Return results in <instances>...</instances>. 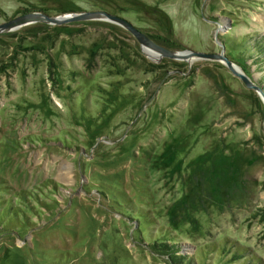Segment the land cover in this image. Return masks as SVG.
Masks as SVG:
<instances>
[{"label": "rangeland", "instance_id": "obj_1", "mask_svg": "<svg viewBox=\"0 0 264 264\" xmlns=\"http://www.w3.org/2000/svg\"><path fill=\"white\" fill-rule=\"evenodd\" d=\"M121 25L0 32V264H264V0H0Z\"/></svg>", "mask_w": 264, "mask_h": 264}, {"label": "water", "instance_id": "obj_2", "mask_svg": "<svg viewBox=\"0 0 264 264\" xmlns=\"http://www.w3.org/2000/svg\"><path fill=\"white\" fill-rule=\"evenodd\" d=\"M89 19H104L117 23L127 29L140 43L142 50L149 57L153 58L147 49L152 50L155 55L153 59L159 60L161 57H170L174 59H181L191 61L193 59H212L218 60L225 64L227 68L237 77H239L248 88H253L259 95L262 94L260 88L254 81L228 56L221 52H204L186 48L185 50H174L169 47L163 46L155 42L147 33L133 24L129 19L107 10H82V11H69L60 15H49L45 11H29L17 15L7 21L0 23V32L15 29L21 25L34 22L43 21L53 24H62L77 20ZM264 127V126H263Z\"/></svg>", "mask_w": 264, "mask_h": 264}, {"label": "bare ground", "instance_id": "obj_3", "mask_svg": "<svg viewBox=\"0 0 264 264\" xmlns=\"http://www.w3.org/2000/svg\"><path fill=\"white\" fill-rule=\"evenodd\" d=\"M147 51L150 53V55H151L153 58L155 57V55H154L155 52H153V51L150 50V49H147Z\"/></svg>", "mask_w": 264, "mask_h": 264}, {"label": "trees", "instance_id": "obj_4", "mask_svg": "<svg viewBox=\"0 0 264 264\" xmlns=\"http://www.w3.org/2000/svg\"><path fill=\"white\" fill-rule=\"evenodd\" d=\"M250 264H252V261L250 262ZM254 264V263H253Z\"/></svg>", "mask_w": 264, "mask_h": 264}]
</instances>
